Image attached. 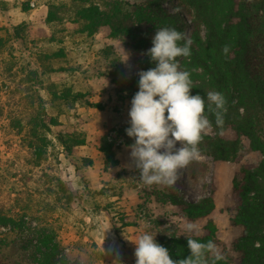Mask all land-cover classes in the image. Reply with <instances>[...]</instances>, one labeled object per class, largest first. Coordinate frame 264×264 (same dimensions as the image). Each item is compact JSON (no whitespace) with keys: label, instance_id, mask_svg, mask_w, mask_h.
Masks as SVG:
<instances>
[{"label":"rangeland","instance_id":"1","mask_svg":"<svg viewBox=\"0 0 264 264\" xmlns=\"http://www.w3.org/2000/svg\"><path fill=\"white\" fill-rule=\"evenodd\" d=\"M31 1L24 0L23 9L44 5L46 15L38 16L37 22L34 17L29 22L0 26V37L6 41L0 48V214L18 219L26 213L27 235L37 224L53 228L73 264H113L117 258L121 264H135L132 241L140 235L149 233L172 244L207 236L210 220L215 227L211 238L221 257L238 264L235 244L243 227L233 221L238 206L233 179L244 168L255 169L263 154L251 151L249 140L243 138L236 159L215 161L203 139L215 136L211 127L198 145L200 159L179 169L174 185H144L131 164L130 149L119 135L130 122L136 92H119L109 72L120 69L132 79L146 71L152 38L157 29L167 26L154 20L149 25L148 46L138 52L127 36L113 37L108 27L92 33L76 14L81 5L107 10L106 5L113 1L129 13L145 11L162 17L178 12L186 19L183 33L196 45L195 32L205 40V29L195 25V10L182 0H34L35 8ZM4 9L0 0V24L6 22ZM187 9L190 19L185 15ZM49 12L55 17L50 22ZM178 61L185 70L184 61L189 60L178 57ZM191 71V94L199 84L205 98L206 92L216 91L201 68ZM77 93L83 95L81 100L74 99ZM41 114L58 124L40 130L47 145L39 157L29 146V135L32 119ZM61 135L69 141L77 136L83 144L67 152ZM103 137L115 150L113 166L100 150ZM171 187L187 201L210 198L214 206L210 216L189 220L172 202ZM189 223L195 224V232L187 230ZM13 229L12 223L0 224V264H27L19 248L23 236ZM207 258L209 263L214 259Z\"/></svg>","mask_w":264,"mask_h":264},{"label":"trees","instance_id":"2","mask_svg":"<svg viewBox=\"0 0 264 264\" xmlns=\"http://www.w3.org/2000/svg\"><path fill=\"white\" fill-rule=\"evenodd\" d=\"M195 10L194 23L205 29V40L195 32V44L191 45L189 61H184L183 67L192 74V69L201 68L208 76L212 86L226 99V111L223 112V124L218 126L214 115L205 110L211 121L215 136H204L207 153L215 160L228 162L238 157L243 138L250 142L251 151H259L263 158L255 169H242L240 176L233 179V192L238 198L237 213L233 221L243 227L242 234L235 244L240 258L238 264H264V0H182ZM107 10L98 6L81 5L76 14L87 23L94 33L101 27L111 29L113 37L127 36L138 52H143L148 46L150 24L156 20L168 28H174L183 33L186 19L178 12L160 17L149 12L129 13L121 3L111 2ZM160 6V2H157ZM189 9L185 15L190 17ZM55 20L48 15V22ZM193 20V19H192ZM149 26V28H148ZM153 26V25H152ZM6 41L0 37V48ZM229 47L227 55L222 51ZM150 59V58H149ZM178 59V58H177ZM146 71L155 67L146 61ZM32 75L37 76L35 71ZM195 75V74H194ZM112 84L119 92H138L139 77L128 78L124 71L115 69L109 72ZM196 77V75H195ZM195 93L205 98L202 84L194 87ZM70 96V94H69ZM83 95L77 93L74 99L81 100ZM206 99V98H205ZM34 124V125H33ZM53 117L43 118L42 114L31 121L33 125L29 146L35 148L38 156L45 153L47 137L40 130L48 129L49 125H57ZM126 124L119 130V135L125 147L134 143L126 134ZM231 135L232 137H229ZM61 144L67 152L73 147L83 144L77 136L69 141L64 135L60 137ZM100 150L111 166L116 163L115 150L111 143L103 137ZM85 162H90L85 159ZM61 182L60 180H58ZM65 184V183H62ZM171 199L174 205L181 208L184 215L191 221L208 218L213 211L210 198L200 201L184 200L178 191L171 187ZM254 199V200H253ZM26 213L14 219L11 215L0 214V224L14 225L16 233L23 236L20 250L26 256L27 264H73L65 254V249L58 240L53 228L39 226L31 227L33 231L25 234L27 222ZM13 229V230H14ZM207 236L189 237L198 242L207 243L215 236V227L209 220ZM25 234V235H24ZM187 239L175 240L168 244L165 239L156 238V242L168 249L173 260L186 258L190 253ZM213 264V260L209 263ZM214 264H232L228 259L215 260Z\"/></svg>","mask_w":264,"mask_h":264},{"label":"clouds","instance_id":"3","mask_svg":"<svg viewBox=\"0 0 264 264\" xmlns=\"http://www.w3.org/2000/svg\"><path fill=\"white\" fill-rule=\"evenodd\" d=\"M191 43L174 28L157 29L153 46L146 53L155 67L138 72L139 90L131 101L126 134L134 140L128 146L131 164L147 186L174 185L178 170L200 159L198 145L202 134L212 126L205 115L206 106L216 124H223L227 103L224 95L217 91L206 92V99L192 95L191 74L181 70L177 58L190 56ZM222 51L227 55L229 47L225 45ZM187 230L195 232V224L189 223ZM187 238L190 254L173 260L153 235L144 233L132 241L136 245L135 264H209L208 256L214 258V264L222 258L213 241L202 243ZM113 264L121 261L117 258Z\"/></svg>","mask_w":264,"mask_h":264},{"label":"crops","instance_id":"4","mask_svg":"<svg viewBox=\"0 0 264 264\" xmlns=\"http://www.w3.org/2000/svg\"><path fill=\"white\" fill-rule=\"evenodd\" d=\"M23 1L24 0H1V2H3L5 5V9L2 11V16L4 17V19H6V22L1 23L0 26H2L3 24L8 26L20 22H29L34 19V17H36L35 21L37 22L38 16L46 15V7L44 5L39 6V8L36 9L25 10L23 9ZM35 7L36 5L34 6V8Z\"/></svg>","mask_w":264,"mask_h":264},{"label":"built area","instance_id":"5","mask_svg":"<svg viewBox=\"0 0 264 264\" xmlns=\"http://www.w3.org/2000/svg\"><path fill=\"white\" fill-rule=\"evenodd\" d=\"M30 5H31V7H34V6H35L34 1H31V2H30Z\"/></svg>","mask_w":264,"mask_h":264}]
</instances>
